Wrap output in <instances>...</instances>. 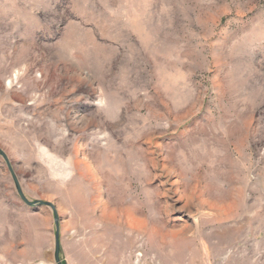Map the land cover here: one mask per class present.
I'll return each instance as SVG.
<instances>
[{
    "label": "rangeland",
    "instance_id": "rangeland-1",
    "mask_svg": "<svg viewBox=\"0 0 264 264\" xmlns=\"http://www.w3.org/2000/svg\"><path fill=\"white\" fill-rule=\"evenodd\" d=\"M0 264H264V0H0Z\"/></svg>",
    "mask_w": 264,
    "mask_h": 264
},
{
    "label": "bare ground",
    "instance_id": "bare-ground-1",
    "mask_svg": "<svg viewBox=\"0 0 264 264\" xmlns=\"http://www.w3.org/2000/svg\"><path fill=\"white\" fill-rule=\"evenodd\" d=\"M142 226H143V221L142 220L136 221V227L137 228H142Z\"/></svg>",
    "mask_w": 264,
    "mask_h": 264
},
{
    "label": "water",
    "instance_id": "water-1",
    "mask_svg": "<svg viewBox=\"0 0 264 264\" xmlns=\"http://www.w3.org/2000/svg\"><path fill=\"white\" fill-rule=\"evenodd\" d=\"M59 250H58V246H56V250H55V260H56V262H58V252Z\"/></svg>",
    "mask_w": 264,
    "mask_h": 264
}]
</instances>
